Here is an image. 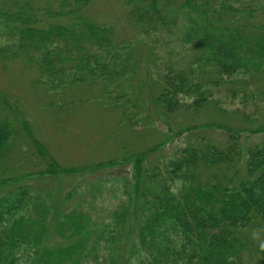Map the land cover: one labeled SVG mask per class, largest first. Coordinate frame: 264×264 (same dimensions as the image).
Masks as SVG:
<instances>
[{"label": "trees", "instance_id": "trees-1", "mask_svg": "<svg viewBox=\"0 0 264 264\" xmlns=\"http://www.w3.org/2000/svg\"><path fill=\"white\" fill-rule=\"evenodd\" d=\"M89 1L61 0L59 10L30 3L0 7V37L9 43L0 55L23 54L47 77L77 70L75 80L111 79L106 59L115 46L113 26L83 14ZM125 2L134 28H187L181 41L197 51L190 73L165 68L154 96L164 112L185 105V97L197 109L210 104L208 87L223 76L264 74V0ZM66 17L70 23L58 22ZM226 130L224 145L191 143L149 174L144 161L161 143L130 155L132 188L109 222L98 223L78 208L60 211L31 185L1 193L0 264H248L253 245L244 232L264 228V139L242 152L237 131ZM262 131L264 125L250 132ZM12 133L10 122L0 119V154ZM203 169L218 174L204 177ZM177 179L182 185L174 192Z\"/></svg>", "mask_w": 264, "mask_h": 264}, {"label": "rangeland", "instance_id": "rangeland-1", "mask_svg": "<svg viewBox=\"0 0 264 264\" xmlns=\"http://www.w3.org/2000/svg\"><path fill=\"white\" fill-rule=\"evenodd\" d=\"M60 2L0 0V7L30 3L36 10L46 5L59 10ZM127 11L125 0H90L83 8L90 20L113 26L115 46L106 59L114 71L109 80H75L77 70L47 77L23 54L0 55V119L13 128L0 154V194L16 185H31L50 195L60 211L78 208L98 223L109 222L132 188L130 155L161 143L144 161L149 174L154 167L162 170L191 143L224 145L226 127L237 131L242 152L264 139V131L250 132L264 125V74L223 76L208 87L210 104L197 109L190 105L192 98L185 97L188 105L164 112L154 96L162 88L165 68L172 64L190 73L197 51L181 41L187 28H134ZM61 19L58 22L70 23L67 17ZM7 43L1 36L0 47ZM97 163L105 166L88 170ZM73 168L77 171H66ZM201 173L208 177L218 170ZM181 185L177 179L171 188L175 192ZM244 234L253 245L246 261L264 264V228Z\"/></svg>", "mask_w": 264, "mask_h": 264}]
</instances>
